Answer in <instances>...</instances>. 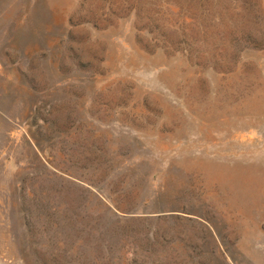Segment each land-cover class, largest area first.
<instances>
[{"label":"rangeland","instance_id":"1","mask_svg":"<svg viewBox=\"0 0 264 264\" xmlns=\"http://www.w3.org/2000/svg\"><path fill=\"white\" fill-rule=\"evenodd\" d=\"M0 264H264V0H0Z\"/></svg>","mask_w":264,"mask_h":264}]
</instances>
